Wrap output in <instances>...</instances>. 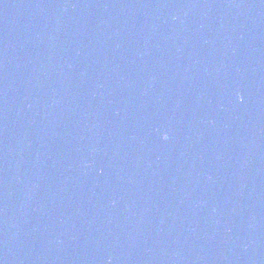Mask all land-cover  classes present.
<instances>
[{"label":"water","instance_id":"1","mask_svg":"<svg viewBox=\"0 0 264 264\" xmlns=\"http://www.w3.org/2000/svg\"><path fill=\"white\" fill-rule=\"evenodd\" d=\"M0 264H264V0H0Z\"/></svg>","mask_w":264,"mask_h":264},{"label":"clouds","instance_id":"2","mask_svg":"<svg viewBox=\"0 0 264 264\" xmlns=\"http://www.w3.org/2000/svg\"><path fill=\"white\" fill-rule=\"evenodd\" d=\"M164 138H165V139H167V138H168V137H167V134H165Z\"/></svg>","mask_w":264,"mask_h":264}]
</instances>
